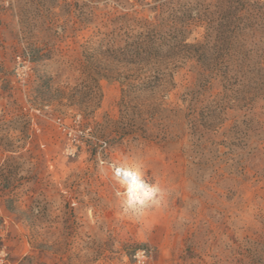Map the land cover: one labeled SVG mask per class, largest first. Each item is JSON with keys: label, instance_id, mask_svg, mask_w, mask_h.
<instances>
[{"label": "rangeland", "instance_id": "rangeland-1", "mask_svg": "<svg viewBox=\"0 0 264 264\" xmlns=\"http://www.w3.org/2000/svg\"><path fill=\"white\" fill-rule=\"evenodd\" d=\"M149 25L171 78L103 56ZM0 264H264V0H0Z\"/></svg>", "mask_w": 264, "mask_h": 264}, {"label": "trees", "instance_id": "trees-1", "mask_svg": "<svg viewBox=\"0 0 264 264\" xmlns=\"http://www.w3.org/2000/svg\"><path fill=\"white\" fill-rule=\"evenodd\" d=\"M171 36V34L159 32L156 26L149 25L142 32L127 34L126 38L123 39L125 42L123 47L116 48L117 39L111 38L108 43L109 47L103 56L112 65L116 64L125 68L126 73L151 74L158 78L160 76L171 78L173 75L171 65L174 64L172 62L175 59L174 51L177 46L174 45L176 39L170 38ZM92 61L94 59L91 60V64ZM112 65H109V69H106L104 74L95 73L96 75L93 77L91 72L88 71V75L96 82L101 78L120 79L121 74L125 72L118 73V68L110 69Z\"/></svg>", "mask_w": 264, "mask_h": 264}, {"label": "clouds", "instance_id": "clouds-1", "mask_svg": "<svg viewBox=\"0 0 264 264\" xmlns=\"http://www.w3.org/2000/svg\"><path fill=\"white\" fill-rule=\"evenodd\" d=\"M115 170L118 183L123 191L117 192L121 206L126 214L134 218H141L146 210L166 207L168 195L158 183H151L145 179L143 165L139 162L131 164L110 165ZM142 250L136 253L141 257Z\"/></svg>", "mask_w": 264, "mask_h": 264}]
</instances>
